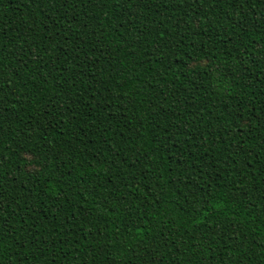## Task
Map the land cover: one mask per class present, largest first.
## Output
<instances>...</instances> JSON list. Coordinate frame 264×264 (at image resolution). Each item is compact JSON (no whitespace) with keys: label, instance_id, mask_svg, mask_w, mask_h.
Masks as SVG:
<instances>
[{"label":"trees","instance_id":"16d2710c","mask_svg":"<svg viewBox=\"0 0 264 264\" xmlns=\"http://www.w3.org/2000/svg\"><path fill=\"white\" fill-rule=\"evenodd\" d=\"M0 264H264V0H0Z\"/></svg>","mask_w":264,"mask_h":264}]
</instances>
